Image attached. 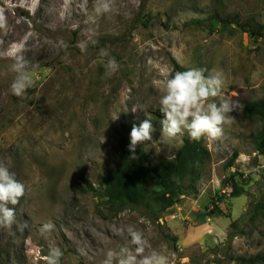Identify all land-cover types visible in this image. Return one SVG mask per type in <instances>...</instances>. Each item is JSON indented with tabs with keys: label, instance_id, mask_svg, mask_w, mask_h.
I'll list each match as a JSON object with an SVG mask.
<instances>
[{
	"label": "rangeland",
	"instance_id": "1",
	"mask_svg": "<svg viewBox=\"0 0 264 264\" xmlns=\"http://www.w3.org/2000/svg\"><path fill=\"white\" fill-rule=\"evenodd\" d=\"M103 2L0 0V52L24 41L33 79L23 98L14 96L12 60L0 56V163L27 189L14 206L15 223L0 228V264H46L51 248L62 251L60 264H102L109 249L132 247L129 228L168 264H239L237 257L264 254V213L253 223L248 215L228 240L230 224L264 204V156L255 145L261 123L243 111L231 113L235 120L220 140L201 138L211 158L198 194L178 198L158 221L132 207L112 214L104 198L124 127L151 118L155 131L143 144L150 167L190 139L186 132L161 137L158 89L178 71L175 64L207 69L205 75L222 70L225 95L243 106L264 97V38L207 21L239 14L264 24V0H107L110 10H98ZM102 49L119 64L110 77ZM134 107L146 109L132 113ZM232 178L246 194L231 197ZM148 185L158 190L157 180ZM45 224L54 227L43 231Z\"/></svg>",
	"mask_w": 264,
	"mask_h": 264
},
{
	"label": "clouds",
	"instance_id": "2",
	"mask_svg": "<svg viewBox=\"0 0 264 264\" xmlns=\"http://www.w3.org/2000/svg\"><path fill=\"white\" fill-rule=\"evenodd\" d=\"M98 10L108 11L110 5L105 0ZM6 21L0 13V28H5ZM24 41L12 44L0 56L12 60L10 70L14 78L10 85L11 92L18 98H23L27 90L33 87L30 73V61L25 58L23 51ZM85 48L81 46V51ZM102 57H109L104 64L105 76L110 77L119 69L114 57L102 49ZM208 71L204 68H189L185 71H176L166 78L159 86V109L164 119L161 121V137L165 140L174 139L185 132L193 141L206 138L208 141H218L224 135V126L231 125L235 118L233 111H243V105L238 99L225 95V73L213 68ZM146 108L134 107L131 112ZM118 116L114 119L116 120ZM155 131L151 118L142 120L137 126L135 123L130 131L128 150L132 153L130 159H136L138 145L152 140ZM26 186L16 178L14 172L0 163V228L10 229L16 221L15 205L26 194ZM13 206V207H10ZM54 225L45 224L43 231H51ZM129 244L132 247H122L117 250L109 249L102 264H168L166 256L152 248L142 232L128 229ZM63 253L59 248H51L44 257L46 264H60Z\"/></svg>",
	"mask_w": 264,
	"mask_h": 264
},
{
	"label": "trees",
	"instance_id": "3",
	"mask_svg": "<svg viewBox=\"0 0 264 264\" xmlns=\"http://www.w3.org/2000/svg\"><path fill=\"white\" fill-rule=\"evenodd\" d=\"M207 21L210 28L217 25L224 28L236 26L242 32L248 33L254 41L264 38V24L252 21L242 22L239 14L222 16L216 13L211 15ZM100 41L101 46L108 42L105 39ZM175 69L185 71L177 64H175ZM243 115L248 120H257L261 123V129L255 138V145L256 150L264 156V97L247 102L243 107ZM130 131L129 127L123 128L122 136L115 148L117 166L104 179L105 202L112 214H118L132 207L141 209L149 220L155 222L175 205L178 198L198 194L197 184L201 178L200 170L209 162L211 153L202 139L193 141L186 138L175 157L163 159L156 166L150 167V158L143 144L137 146V158L130 159L132 155L128 150ZM237 157L238 154L235 153L230 165ZM151 179L157 180L158 190L149 187L148 181ZM229 188L232 190V198L246 194L234 178L231 179ZM263 213L264 204L258 203L250 208L242 218L232 222L229 226V243L237 236L240 221L249 215V222L253 223ZM233 261L239 264H264V254L240 256Z\"/></svg>",
	"mask_w": 264,
	"mask_h": 264
}]
</instances>
